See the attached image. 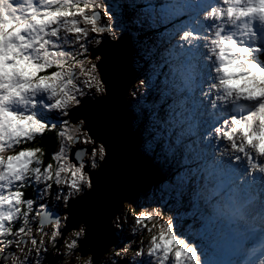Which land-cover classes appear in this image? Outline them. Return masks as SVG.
<instances>
[{
	"label": "clouds",
	"instance_id": "obj_1",
	"mask_svg": "<svg viewBox=\"0 0 264 264\" xmlns=\"http://www.w3.org/2000/svg\"><path fill=\"white\" fill-rule=\"evenodd\" d=\"M0 264H264V0H0Z\"/></svg>",
	"mask_w": 264,
	"mask_h": 264
},
{
	"label": "water",
	"instance_id": "obj_2",
	"mask_svg": "<svg viewBox=\"0 0 264 264\" xmlns=\"http://www.w3.org/2000/svg\"><path fill=\"white\" fill-rule=\"evenodd\" d=\"M106 59L116 62L119 70V80L114 81L116 94L112 95L107 111L113 113V126L109 135L114 144V151L110 152L113 163L101 169V182L106 185V191L97 195L93 193L85 201L74 205V214L78 210H91L97 216H102L109 205L116 199L131 192L136 184L145 178L147 174L146 162L140 160L131 148V140L124 131V120L118 108V91L130 72L125 61V52L121 46L116 53H106ZM102 132L103 128L100 129Z\"/></svg>",
	"mask_w": 264,
	"mask_h": 264
}]
</instances>
